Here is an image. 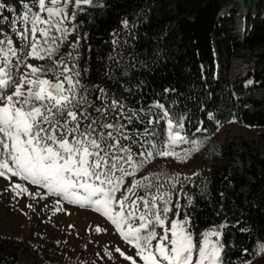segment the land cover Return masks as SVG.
<instances>
[{
	"label": "trees",
	"instance_id": "1",
	"mask_svg": "<svg viewBox=\"0 0 264 264\" xmlns=\"http://www.w3.org/2000/svg\"><path fill=\"white\" fill-rule=\"evenodd\" d=\"M222 1L93 0L100 6L87 5L83 10L72 6L69 15L76 14L69 23L79 42L70 52L82 68L79 81L89 101L99 105L96 96L103 88L108 97L122 100L142 119L158 121L152 125L155 137L147 138L157 147L165 141L162 109L174 123L182 122L183 128L177 130L190 143L213 136L234 118L264 130V99L254 96L264 89V52L234 84L218 75L232 51L264 49V19L251 24L244 45L224 40L219 17ZM167 2L173 9L161 10ZM245 2L254 17L264 0ZM11 7H15L12 0H0V40L5 50L7 39L13 40L6 23ZM128 128L143 131L135 120ZM219 147L224 151L226 144ZM132 149L142 151L139 144ZM150 179L163 186L166 198L173 193L178 196L176 221L186 222L187 231L212 226L220 233L219 264H244L264 245V157L254 156L245 173L220 164L186 183L167 177ZM0 264H23L18 249L5 239L0 240Z\"/></svg>",
	"mask_w": 264,
	"mask_h": 264
},
{
	"label": "snow or ice",
	"instance_id": "2",
	"mask_svg": "<svg viewBox=\"0 0 264 264\" xmlns=\"http://www.w3.org/2000/svg\"><path fill=\"white\" fill-rule=\"evenodd\" d=\"M70 4L75 10L100 6L94 5L93 0H38L39 12L22 16L25 24H31L30 29L19 34L28 42L26 55L48 59L51 67L26 64L30 72L17 79L12 68L18 71L20 57L11 47L10 38L7 50L4 40H0V177H19L43 186L64 201L94 208L115 225L144 264H193L197 246L185 228L186 222L177 220L166 225L171 197L166 198L161 191L163 186L143 177L124 188L125 178L135 176L154 154L187 158L188 152L181 157L174 151V146L189 142L177 130L183 124L174 123L165 111L168 137L157 147L147 138L155 137L152 125L158 121L142 119L122 100L108 97L103 88L96 96L99 105L89 101L72 53L67 54L68 59H54L69 35L65 21L75 19V11L71 15L67 11ZM45 12L47 18L40 15ZM11 57L17 58V65L12 64ZM134 120L143 125V131L128 128ZM137 144L142 151L134 153L132 146ZM193 150H198V146ZM137 155L140 160L134 159ZM14 189L27 191L21 184H15ZM157 228H162L163 233L159 234ZM217 235L204 233L196 264H218L220 248L209 239ZM126 258L136 264L131 257Z\"/></svg>",
	"mask_w": 264,
	"mask_h": 264
},
{
	"label": "rangeland",
	"instance_id": "3",
	"mask_svg": "<svg viewBox=\"0 0 264 264\" xmlns=\"http://www.w3.org/2000/svg\"><path fill=\"white\" fill-rule=\"evenodd\" d=\"M12 2L15 7H11L7 12L6 23L13 36V48L20 57L18 71L15 67L12 68V74L18 79L20 74L30 72L26 64L45 69L52 64L48 59L37 60L28 57L26 55L29 51L26 47L28 42L22 40L19 35L25 32L26 28H31V24H25L22 16L25 13L30 15L38 13V0H12ZM222 4L223 9L219 15L222 39L228 38L244 45L246 37L250 34L251 24L255 23L256 19H264V3L259 5L254 17L250 14L249 5L245 0H223ZM72 6L71 4L68 6V12ZM163 9L171 10L173 5L167 2L161 8ZM40 15L47 18L46 12ZM69 21L70 19L64 23L69 29V35L60 45L58 54L54 55L56 60L61 57L68 59L67 54L79 42V36ZM28 35L30 36V33ZM262 52L264 49L255 52L232 51L231 54H227L226 66L219 67L218 75L223 74L231 84H234L240 76L254 68L257 56ZM11 60L13 65L18 64L16 57H11ZM75 65L81 76L82 68L77 63ZM254 96L257 99H264V89H260ZM165 111L162 109L160 121L164 127L166 141L168 133L167 119L163 115ZM219 144H226L224 151ZM197 146L198 150H193ZM174 151L181 157L185 152L189 155L186 159L180 160L174 156L160 157L154 154L135 176L126 179L124 188L129 187L135 180L151 176L173 178L176 183H186L202 170L220 164L235 166L245 173V168L254 156L264 157V130L250 128L234 118L221 126L213 136L206 137L201 142L180 143L174 146ZM15 184H21L27 191L14 189ZM246 190L243 189V192ZM168 196L171 197L168 205L171 210L167 213L166 225L176 221L178 210V196L175 193ZM97 228L101 231L98 232ZM157 232L162 234L163 229L157 228ZM188 232L197 246L193 254V264H196L204 233H218L219 235L211 236L209 239L219 247L218 241L221 235L212 226L191 229ZM3 239L13 248L18 249L23 264H132V260L126 257H131L136 264H144L137 256L136 249L121 237L115 225L107 217L96 212L92 207H81L64 201L61 197L49 193L43 186L33 185L19 177L10 179L0 177V240ZM156 243L157 241L154 240L153 245L155 246ZM116 249H120V252ZM262 249L264 245H260L254 258L244 264H264ZM121 252L124 255H121Z\"/></svg>",
	"mask_w": 264,
	"mask_h": 264
}]
</instances>
